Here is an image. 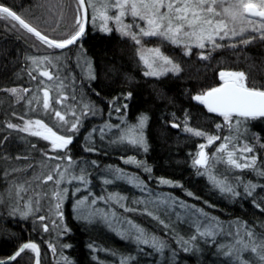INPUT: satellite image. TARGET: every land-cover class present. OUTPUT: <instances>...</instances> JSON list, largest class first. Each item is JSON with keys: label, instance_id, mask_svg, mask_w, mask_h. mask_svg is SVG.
Wrapping results in <instances>:
<instances>
[{"label": "trees", "instance_id": "obj_1", "mask_svg": "<svg viewBox=\"0 0 264 264\" xmlns=\"http://www.w3.org/2000/svg\"><path fill=\"white\" fill-rule=\"evenodd\" d=\"M7 6L18 11L30 23L38 26L45 34L51 33L54 38H63V33L72 30L75 15L74 0H0ZM63 5L64 18L56 26L60 5ZM51 9V11H50ZM47 21V23H45ZM56 27V31L51 29ZM246 35H253L248 33ZM233 41H220L221 44L235 43ZM147 47L161 46L162 51L180 64L182 71L177 74L169 73L159 79L143 75L145 69L137 57L136 45L126 37H122L115 30L111 34H104L94 30L91 23L87 24L85 36L77 45L69 46L64 50H48L39 45L35 38L22 30L11 29L10 24L0 21V89L32 88L35 90L36 82L28 76L31 67L28 57H37L45 54L61 55L64 68L75 81L74 88L77 100L94 104L95 114L81 117L82 124L78 132H68L65 128L55 127V122L47 116H36L29 112L27 101L16 103L7 91H0V157H11L10 160L0 159V260H7L24 243L34 242L40 248L41 264H57L60 255L66 256L72 264H120L125 256H134L131 264H229L226 257L217 252V245L228 244L232 239L226 240L218 236L215 242L198 245L199 250L185 253L177 240L179 236L187 237L190 234L189 224H177L176 230L165 229L156 220L143 213H131L130 218L146 230L160 236L167 243L164 253H156L144 248L140 251L137 245L128 240L121 239L120 235L104 223H85L74 217L72 210V196L70 192L65 196L61 207L63 212V225L69 231L57 236V230L52 225L51 217L48 223L49 232H44L36 217L48 215V201L43 202V209L39 213L21 218L19 211L11 212L12 202L9 200V186L12 179L23 180L28 172L12 173L5 176V171L13 167L23 168L31 163L39 170V163L43 159L42 153L55 156L57 153L49 151L48 142L25 133L7 129L8 122L21 124L17 115L29 113V117L41 118L54 130L63 135L73 137V143L68 146L67 154L77 162H85L90 173L94 189H98L99 178L103 177L107 167L126 170L136 174L146 181L154 182L167 179L179 187H158L175 195L196 208L203 209L209 216L217 218L223 225H235L239 222L251 228L254 232H264V178L257 176L250 170L224 172V165H217L219 174L227 175L228 180L241 195L232 197L220 193L211 187L204 176L197 175L193 167V158L198 151V145L206 143L201 137L192 136L183 131L184 121L188 126L202 130L209 134L220 136L229 135L227 126L218 131L216 124L223 125L221 117L208 113L207 110L191 99L211 87L217 86L220 81L218 73L221 70L244 71L249 74V83L259 87L264 83V41L255 40L247 47H222L216 50L199 48L192 49V55L185 56L183 49L163 43L155 38L145 42ZM204 51L210 58L201 60L199 53ZM82 53V59L91 62V71L96 79L90 80L81 76L77 67L76 58ZM42 79V78H41ZM73 89H68L72 93ZM132 94L131 99L124 96ZM99 93V95H97ZM115 100L117 106L127 104V110L122 109L118 116L125 118L127 123H135L140 115L148 117L145 128V138L148 151L142 148L118 146L111 143L112 136L94 135L92 144L85 141V137L102 123L109 121L115 111L110 103ZM71 101V100H70ZM75 102L72 101V104ZM35 106V105H33ZM59 108V105H56ZM77 114L79 111L77 110ZM73 119L71 115L67 117ZM135 121V122H134ZM172 123L180 125L172 128ZM7 136L8 139L3 138ZM242 139L254 148L258 166L264 168V120L250 121ZM222 141L206 148L211 154L214 147ZM32 144L36 148L31 147ZM92 148L94 151H87ZM63 155V153H61ZM251 155V154H250ZM28 157L19 159L16 157ZM134 157L142 161L144 166L152 169L147 173L141 167L123 165L122 159ZM95 161V164H93ZM49 164L57 161H49ZM66 163V162H60ZM88 166H92L89 168ZM103 173V174H102ZM239 177V180L236 179ZM255 183L258 187L252 197L243 194V184ZM46 185L45 187H49ZM119 184L107 186L113 191ZM122 191L131 195V188ZM178 188V190H176ZM117 191V190H116ZM188 193H192L191 196ZM54 203V202H53ZM23 201H21V206ZM259 205V207H257ZM191 231H194L191 230ZM168 232V235H165ZM51 243L57 248V255L53 256L48 245ZM69 244L68 248L60 245ZM34 253L26 250L10 264H33ZM62 264V261H61Z\"/></svg>", "mask_w": 264, "mask_h": 264}, {"label": "snow or ice", "instance_id": "obj_2", "mask_svg": "<svg viewBox=\"0 0 264 264\" xmlns=\"http://www.w3.org/2000/svg\"><path fill=\"white\" fill-rule=\"evenodd\" d=\"M74 4L75 15L71 26L72 30L63 33L61 39L54 38L51 33L45 34L18 11L3 3H0V21L10 24L11 29L18 28L34 37L39 45L48 50H64L69 46L77 45V42L85 36L86 25L89 23L104 34H111L115 30L122 37L129 38L137 46V57L145 69L143 75L157 79L169 73L178 75L182 69L180 64L162 51L161 46L147 47L145 42L149 39L155 38L162 44L166 43L181 48L185 56L192 55L193 48L216 50L229 47L234 49L238 46L247 47L255 40L264 41V0H74ZM53 14L58 15L56 20L58 27L64 18L63 5H60L58 13ZM126 18H130V22H126ZM110 23L115 25V29L109 26ZM51 31L55 32L56 27H53ZM248 33L253 35H246ZM237 38L239 39L235 43H220V41H233ZM198 58L209 59L210 51L208 54L201 51ZM27 59L31 64L28 76L36 82L35 90L32 88H11L0 89V91H7L16 103L26 100L29 112L36 116L41 114L47 116L48 119L55 122V127L65 128L68 132H78L82 124L81 117H86L90 113L94 115L96 107L94 104L77 100L75 81L64 68V58L61 55L45 54ZM78 63L81 64L88 79H96L91 71V62L86 58L82 59V53L78 56ZM218 79L220 83L217 86L202 91L192 96L191 99L202 105L208 113L221 117L223 125L216 124L215 127L222 132L227 126L229 135L220 136L194 129L188 126L187 119L184 121L183 131L206 140V143L198 145V151L193 158L192 164L197 170V175H208L210 183L220 193L237 197L241 193L229 182L227 175L219 174L220 169L217 168V165H224V172L250 170L264 178V168L258 166L254 148L242 139L248 122L264 120V83H261L259 87L253 86L249 83L248 73L233 70L219 71ZM70 87L73 89L71 94L68 92ZM131 97L132 94L129 92L124 96V99L128 100ZM70 100L75 103L69 104ZM56 105L60 107L57 108ZM110 107L116 113H121L122 109L127 110L128 105L117 106L113 100ZM77 110L79 114H77ZM13 115H16L22 123L8 122L4 127L48 142L49 151L55 152L57 155L51 156L48 155V152L42 153L43 159L39 163V170L29 163L23 168L13 167L10 171H5V176H10L12 173L28 172L31 169V174L25 176L23 180L12 179L10 181L8 192L9 200L13 204L11 212L19 211L21 218H27L41 212L43 202L48 201V215H38L36 219L41 222L40 227L43 231L49 232V224L44 222L53 216L56 217L52 220V225L56 228L59 237L69 231L63 225L64 216L61 211L69 189L63 185L73 181L87 184L86 169L79 168V171L76 172V162L67 154L68 146L73 143L72 136L63 135L54 130V126H50L41 118L29 117L28 112H25L24 115H17L13 112ZM69 115L73 117L71 121L67 118ZM147 121V116L140 115L136 123L124 124L122 120V129L121 125L106 123L99 131L103 138L105 129L111 130L115 127L120 131L111 143L142 148L147 152L148 145L145 138ZM171 127L179 128L180 125L172 123ZM3 139L7 140L8 137L5 136ZM218 140L222 142L216 146L215 151L211 154L207 153L206 148L216 144ZM31 147L35 149L36 145L32 144ZM86 150L94 151L92 148ZM0 159L10 160L11 157L4 156ZM16 159H28V157L17 156ZM49 161H57V163L49 164ZM61 161L66 163H60ZM124 162L144 167V171L147 173L152 171L151 168L144 166L142 161H138L134 157H128ZM110 171L116 179L124 178L121 169ZM236 179L239 180V177ZM127 180L140 188L141 191H146L147 186L138 178L128 177ZM49 182L51 185L45 187L49 185ZM112 182V179L109 178L103 180L105 185ZM159 182L169 186H180L167 179H161ZM257 187L255 183H245L243 184V194L252 197ZM78 191L80 189L76 188L72 195ZM188 195L191 196L192 193H188ZM125 199L126 197L117 194H110L107 197L100 196L91 201H88L87 198L78 199L74 205V211L77 213L78 219L89 223L99 219L112 229H114V222L125 225L126 227L117 230L121 239L137 245L140 251L148 248L156 253H164L168 245L160 236L134 223L131 219H121L115 212L101 211L91 207L96 205L97 200L106 203L114 201L125 212L137 211V209L129 208L121 203ZM21 201H23L22 206ZM133 203L145 204L143 214L150 216L170 231L176 230L177 224H189L190 234L187 237L179 236L177 240L185 253L198 251L201 238L204 243H208L209 241L215 242L218 236L228 235L232 237L231 242L217 245V252L226 257L229 264H264V232H254L239 222L226 227L217 218L209 216L203 209L189 206L183 202H179L178 206L187 210V218L182 219L180 213H177L175 221L166 223L156 212L160 211L162 207L164 213L167 214L172 207L177 206V202L170 197H157L155 200L133 201ZM149 204L152 207H149ZM153 208L156 211H153ZM193 229L194 231H191ZM168 234L165 232V235ZM70 246L69 244L60 245L61 248ZM48 248L53 256L57 255V248L54 245L49 243ZM26 250H31L35 254L34 264H41L40 248L34 242L24 243L15 252V255L10 257V260L15 261ZM135 259L134 256H125L121 258L120 264H131V261ZM61 261L62 264H72L62 254L57 264H61ZM0 264H5V262L0 260Z\"/></svg>", "mask_w": 264, "mask_h": 264}, {"label": "rangeland", "instance_id": "obj_3", "mask_svg": "<svg viewBox=\"0 0 264 264\" xmlns=\"http://www.w3.org/2000/svg\"><path fill=\"white\" fill-rule=\"evenodd\" d=\"M126 22H130V18H126ZM109 26L112 27L113 29H115V25L114 24L110 23ZM92 28L94 30H98V28H96V27L92 26ZM136 49H137V46H136ZM166 55H168V54H166ZM76 61H77V64L81 66V64L78 63V58H76ZM77 68H78L79 72L81 73V76H83L84 78L88 79L86 74H85V71L82 69V67H77ZM69 94H71V93H69ZM68 103L72 104V101H68ZM122 120H123L124 124H129V123L126 122L124 117L116 115V112H115V114H113L111 116V119L109 121H106V122L102 123L101 125L98 126L97 129L95 128L90 133H88L86 135V137H85V141L88 144L91 145L92 142H93L94 135H97V136L101 135L102 136V134L100 133L99 129L102 128L106 123L107 124H111V125H121V129H122L123 128ZM119 131L120 130L116 129L115 127L112 128L111 130L105 129V132L103 133V135L112 136L113 137L112 140H113V139L116 138V135L119 134ZM98 138L99 139H103V138H100V137H98ZM115 145L128 146L126 144H114V147H115ZM128 147H131V146H128ZM215 148L216 147H214V149L212 150L211 153H213L215 151ZM126 159H122L123 160V162H122L123 165L137 167L134 164L125 163L124 161ZM76 165H77V167L75 168L76 172L79 171V168L86 169V173H87V176H88V183L87 184H80L78 181H73L72 183H65L63 185V187H67L69 189V192H70V194L72 196V205H73L72 210H73V214H74V217L77 220H79V221H82V222H85V223H89L87 221H84V220H81V219L77 218V213L74 211V205L76 204V201L78 199L87 198L88 201H91L94 198H97V197H100V196L107 197L110 194H117V195H121V196L126 197V199L124 201H122L121 203H123L124 205H126L129 208L137 209V211H135V212H139V213H143L144 208H145V204H143V203H133V201H151V200H155L157 197H170V198H172V200L177 202V206L172 207L167 214L164 213L162 207H161L160 211L156 212V214L161 219H163L166 223H171L172 221H175L177 213H180L182 219L187 218V215H188L187 210L179 207L178 206L179 202H183L184 204H187L189 206H193V207L196 208V206L191 205L190 203L186 202L185 200L177 197L175 195V193L174 194L173 193H169V192H167V190L166 191L159 190L158 187H168L169 186V185L160 184V182H159L160 180L159 181H154V182L152 181V182L148 183V182L140 179L139 177H137L136 174L128 173L126 170H123V169H121V170L124 173V178L116 179L115 175L113 173H111V171H110V170H114L116 168L107 167L105 169V171H104V174L105 173L106 174L103 177L99 178L100 182L98 184L100 185V187L98 189H96V188L94 189L95 186H92V184H91L90 173H89V170H87L86 163L81 161V162H77ZM88 167L92 168V166H88ZM141 169L144 171V167H141ZM128 177L138 178L139 180L143 181L144 184L147 186L146 187V191H141L140 188L134 186V184L129 183L128 180H127ZM204 177L207 179V181L209 182L211 187H213V185L210 183L209 176L208 175H204ZM105 178L112 179L113 182L111 184L105 185L103 183V180ZM115 183L119 184L118 187H116L113 191L112 190L110 191L107 186L114 185ZM127 186L129 188H131V195H127V194L122 192L125 189H128ZM76 188H79L80 191L75 192V195H72V192L75 191ZM214 189H216V188H214ZM176 190H178V188ZM148 206L152 207L151 204H149ZM91 207L92 208H96V209H100L101 211H106V212L107 211H112V212H115L117 214V216L120 217L121 219H131L129 214L135 213V212H132V211L125 212L123 210V208H121L114 201H109V202L106 203L104 201L97 200L96 205L91 206ZM153 211H156V209L153 208ZM132 221L134 223H136L134 220H132ZM95 222L104 223L102 220H99V219H96V220H94L91 223H95ZM189 223H191V221H189ZM230 223H238V222H230ZM225 226L227 227L228 225H225ZM123 227H126V226L125 225H121L118 222H114V229H116V230H114L112 228L111 229L113 231L117 232V230L122 229ZM233 231H234V229H233ZM222 237L225 238L226 240L232 239V237L228 236V235H222ZM209 242H211V241H209Z\"/></svg>", "mask_w": 264, "mask_h": 264}, {"label": "water", "instance_id": "obj_4", "mask_svg": "<svg viewBox=\"0 0 264 264\" xmlns=\"http://www.w3.org/2000/svg\"><path fill=\"white\" fill-rule=\"evenodd\" d=\"M86 29H87V25H86ZM27 243H28V242H27ZM19 248H20V247H19ZM19 248H18V249H19ZM18 249H17V250H18ZM17 250H16V251H17ZM16 251H15V252H16ZM15 252H14L11 256L15 255ZM11 256H10V257H11ZM10 257H9L7 260L4 261L5 264H10V263L13 262V260H10ZM34 261H35V254H34ZM33 264H34V262H33Z\"/></svg>", "mask_w": 264, "mask_h": 264}, {"label": "bare ground", "instance_id": "obj_5", "mask_svg": "<svg viewBox=\"0 0 264 264\" xmlns=\"http://www.w3.org/2000/svg\"><path fill=\"white\" fill-rule=\"evenodd\" d=\"M134 122H135V121H134ZM136 122H137V121H136ZM136 122H135V123H136ZM116 233H117V232H116Z\"/></svg>", "mask_w": 264, "mask_h": 264}]
</instances>
